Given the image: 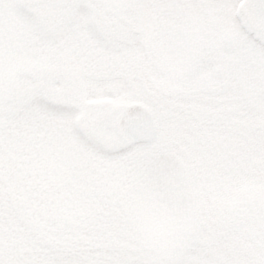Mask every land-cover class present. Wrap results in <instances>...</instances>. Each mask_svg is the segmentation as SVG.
Wrapping results in <instances>:
<instances>
[{"label":"rangeland","instance_id":"rangeland-1","mask_svg":"<svg viewBox=\"0 0 264 264\" xmlns=\"http://www.w3.org/2000/svg\"><path fill=\"white\" fill-rule=\"evenodd\" d=\"M237 2L0 0V156H37L35 181L102 176L84 199L118 221L108 263L264 264V34ZM133 99L150 141L115 133ZM25 223L0 264H38Z\"/></svg>","mask_w":264,"mask_h":264},{"label":"trees","instance_id":"trees-1","mask_svg":"<svg viewBox=\"0 0 264 264\" xmlns=\"http://www.w3.org/2000/svg\"><path fill=\"white\" fill-rule=\"evenodd\" d=\"M25 157L23 160L20 156H0V235L4 237V243L10 247L8 240L11 235L21 233V225L25 227V220L32 219L43 226L46 235L40 237L35 231L25 229L24 242L27 250H24V259H31L33 255L38 257V264H53L54 261L58 264H112L96 256V253L100 251L98 243L101 240H106V236L112 238L109 229L117 228L118 221H109L111 215L107 221L100 220L94 216L95 210L104 214L103 209H95L84 199L85 191H89L91 198L104 199L98 197V185L101 184L102 176H91L89 183L92 186L88 188L81 186L82 181L81 184L74 181L72 185H62L61 182H53L44 176L35 181L29 172L35 163L40 167V162L37 161V156ZM96 166L98 167L97 164ZM20 172L27 175L24 177ZM68 201L76 202L75 210L71 211ZM120 208L113 210V213ZM24 211L27 216H24ZM120 219H123L122 215L118 216V220ZM137 233L143 235L139 230ZM18 244L21 245L19 241ZM137 254L146 255L145 252L142 254L141 247ZM119 263H123L122 260Z\"/></svg>","mask_w":264,"mask_h":264},{"label":"water","instance_id":"water-1","mask_svg":"<svg viewBox=\"0 0 264 264\" xmlns=\"http://www.w3.org/2000/svg\"><path fill=\"white\" fill-rule=\"evenodd\" d=\"M238 7L248 24L264 33V0H239ZM114 130L128 142L150 141L156 133L151 108L140 100L130 101L114 121Z\"/></svg>","mask_w":264,"mask_h":264}]
</instances>
